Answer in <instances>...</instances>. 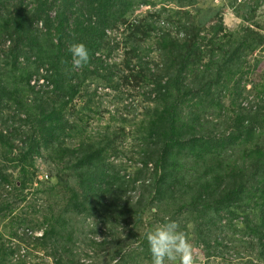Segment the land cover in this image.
<instances>
[{
    "label": "trees",
    "instance_id": "obj_1",
    "mask_svg": "<svg viewBox=\"0 0 264 264\" xmlns=\"http://www.w3.org/2000/svg\"><path fill=\"white\" fill-rule=\"evenodd\" d=\"M146 1L30 0L26 5V0H0V43L7 45L0 54V221L15 216L29 185L37 182L42 190L45 181L38 180L35 167L44 155L57 170L51 191L63 189L66 202L42 221L18 215L12 222L17 228L42 229L35 239L43 245L62 241L78 217L152 227L144 217L156 209L163 223L179 218L194 223V243L204 256L220 246L228 249L242 234L257 240L249 244L259 247L258 262L264 264V103H245L248 94L241 85L258 69V62L253 68L248 64V53L264 51V28L255 20L264 0H256L252 11L243 9L245 0H234L232 8L248 23L236 36L222 20L212 19L184 23L181 38L161 30L154 60L141 43L159 30L157 21L127 18ZM119 26L132 29L135 39L126 38L132 55L124 61L127 74L115 80L116 63L106 57L116 48L110 31ZM75 42H83L91 57L79 70H73L68 53ZM133 57L137 74L131 69ZM89 79L116 89L122 80L150 87L149 107L137 128L143 146L136 177L127 178L107 161L111 149L118 151L115 140L66 144L78 130L83 133L67 108ZM229 93L231 105L237 104L234 114L224 100ZM10 165L20 167V178L9 174ZM138 186L143 190L135 202L121 198ZM143 241V252L151 258ZM4 250L0 264L15 252ZM117 255L124 261L123 250Z\"/></svg>",
    "mask_w": 264,
    "mask_h": 264
},
{
    "label": "rangeland",
    "instance_id": "obj_2",
    "mask_svg": "<svg viewBox=\"0 0 264 264\" xmlns=\"http://www.w3.org/2000/svg\"><path fill=\"white\" fill-rule=\"evenodd\" d=\"M28 2L30 0H26L25 4L27 5ZM245 2L246 5L243 6V9L252 11L256 0H245ZM233 3L234 0H147L135 5L132 11H129L127 18L134 22L137 19L150 16L151 19L157 21L159 30L141 43L143 48L150 50L148 57L154 60L157 58L155 49L157 33L161 30H170L174 37L181 38L180 27L189 21L199 24L210 19L222 20L227 31H230L234 36L241 33L248 23L243 21L236 10L232 8ZM54 14L52 12L53 16ZM255 16L256 22L264 28V3L256 9ZM110 33L115 38L113 43L116 48L112 55L106 59L108 62L116 63L114 73L117 74H115V80H117L120 77L123 78L124 73L127 74L126 70L122 71L124 61L126 56L132 55L130 54V44L126 43V38L133 40L135 37L131 38L134 36L133 30H127L125 26H119L111 30ZM6 46L0 43V54ZM150 59L147 58V60ZM246 60L248 64H252V68L258 62V67H254L258 69L241 82L243 87L246 86V94H248V99L245 98L244 102L247 104L249 101L257 102L262 105L264 103L261 100L264 94V77L260 74L264 73V51L261 48L253 53H248ZM137 64V58L133 57L131 69L135 70L134 74H137L140 69ZM146 72L148 73V71ZM42 81L40 80L39 83ZM149 91L150 87L146 83L138 84L134 81L124 83L122 80L117 89L106 85L104 80L91 81L89 79L86 81L81 87L80 94L67 108V115L69 114L72 119L78 121V129H81L83 133L78 130L74 138H68L67 146L74 148L82 140L97 141L103 137L107 140H115L112 145L117 147L118 151L115 152L111 149L107 161L121 169L122 175L127 178L136 177L138 168L142 166L139 151L143 146L142 141L138 140L140 133L137 128L138 122L142 118V112L146 110L145 106L149 107V102L146 99L149 96ZM232 96L233 94L229 93L224 99L230 114H234L233 110H237L235 108L237 104L235 107L231 105ZM90 99L91 103L89 107H86ZM44 153L47 155V152L44 151ZM35 170H37L38 180L45 181L43 188L42 190L37 189V186H40L37 182L34 185H29L26 190V199L19 203V207L14 213V217L23 216L28 219V222L31 219L42 221L50 211L58 213L67 197V193L63 189L51 191V185L58 181L54 176L57 173L54 163L47 162L43 155L38 158ZM8 172L15 180L21 177L20 167L14 168L13 165H10ZM52 174L53 177H51ZM142 190L141 186L131 188L121 198L124 197V200L135 202ZM17 193L20 194V192ZM37 210L39 214H37ZM133 210H135L134 207ZM155 211L156 209L148 210L144 217L145 223L151 222L152 227L144 225V227L136 228L129 221L110 219L108 223H105L98 217L86 220L83 217H78L73 222V228L66 230L67 234L62 241H57V244L55 241H51L45 245L35 239L36 236H41L42 229H28V226L24 224L17 228V224L12 226V222L16 221V218L9 216L0 221V248L5 249V254L7 249L15 252L5 256L4 264H116L118 261V263L122 261L121 257L117 255L119 250H123L126 254L122 264H151V258L143 252L145 250L143 239L148 231L163 224L161 214L157 216V211ZM126 222L128 223L126 224ZM176 222L193 246L196 264L260 263L257 258L259 247L251 248L249 244L251 240L253 242H257V240L250 236L242 237V234H237L235 242L231 243L228 249H223L220 246L214 255L206 257L203 255L204 249L197 248L194 243V223L186 224L182 218ZM16 229L18 234L15 237L13 233ZM30 230L32 232H28ZM70 230L75 233L71 234ZM221 249L224 250L223 256L220 255Z\"/></svg>",
    "mask_w": 264,
    "mask_h": 264
},
{
    "label": "clouds",
    "instance_id": "obj_3",
    "mask_svg": "<svg viewBox=\"0 0 264 264\" xmlns=\"http://www.w3.org/2000/svg\"><path fill=\"white\" fill-rule=\"evenodd\" d=\"M73 70L81 69L90 62V52L83 42L68 47ZM67 62V61H65ZM151 264H196L193 246L176 221L167 220L146 233Z\"/></svg>",
    "mask_w": 264,
    "mask_h": 264
}]
</instances>
